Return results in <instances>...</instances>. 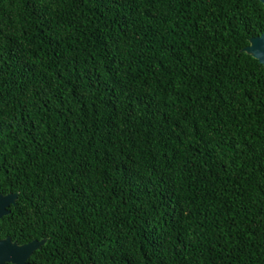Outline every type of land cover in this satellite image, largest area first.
<instances>
[{"label": "trees", "instance_id": "obj_1", "mask_svg": "<svg viewBox=\"0 0 264 264\" xmlns=\"http://www.w3.org/2000/svg\"><path fill=\"white\" fill-rule=\"evenodd\" d=\"M261 0H0V239L29 264H264Z\"/></svg>", "mask_w": 264, "mask_h": 264}, {"label": "water", "instance_id": "obj_2", "mask_svg": "<svg viewBox=\"0 0 264 264\" xmlns=\"http://www.w3.org/2000/svg\"><path fill=\"white\" fill-rule=\"evenodd\" d=\"M261 1L264 2V0ZM244 49L264 65V30L251 36ZM17 198L18 192L0 194V218L11 212L10 206L16 205ZM45 241V239H36L19 244L13 241L10 236L0 239V264H29L28 259Z\"/></svg>", "mask_w": 264, "mask_h": 264}]
</instances>
